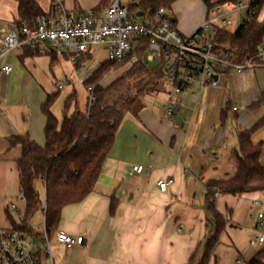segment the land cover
I'll list each match as a JSON object with an SVG mask.
<instances>
[{
    "label": "crops",
    "instance_id": "0c3cea01",
    "mask_svg": "<svg viewBox=\"0 0 264 264\" xmlns=\"http://www.w3.org/2000/svg\"><path fill=\"white\" fill-rule=\"evenodd\" d=\"M114 1L123 6L131 2L109 0L101 16ZM36 2L46 13L58 4L68 14L81 16L102 0ZM207 10L202 0H178L170 12L180 33L189 37L204 24ZM262 12L264 19V8ZM19 20L17 1L0 0V32ZM34 57L15 50L0 59V230L12 228V220L23 217L25 206L19 197L17 167L22 149H9L8 139L28 135L38 145L45 144L41 107L50 94L40 92L30 70ZM6 65L12 67L9 74L2 70ZM217 84L212 88H203L199 81L191 84L172 118L167 110L176 94L170 85L169 97L158 95L161 102L149 101L137 117H125L93 193L62 212L56 233L83 237L84 243L69 249L57 242L55 233L50 240L52 257L42 254L41 264L189 263L213 227L205 209L206 186L232 176L238 132L251 131L252 142L264 144V101L253 107L264 93V68L233 70L220 76ZM230 106L237 110L228 111ZM137 165L144 166L140 174L133 173ZM169 178L174 184L162 192L157 183ZM260 195L250 194L259 202L252 205L264 210ZM220 199L222 194L216 206ZM12 204L17 213L11 211ZM42 217V229H35L31 221L37 232L45 229L43 213Z\"/></svg>",
    "mask_w": 264,
    "mask_h": 264
},
{
    "label": "trees",
    "instance_id": "16d2710c",
    "mask_svg": "<svg viewBox=\"0 0 264 264\" xmlns=\"http://www.w3.org/2000/svg\"><path fill=\"white\" fill-rule=\"evenodd\" d=\"M19 6L20 20L35 28L36 18L46 14L36 0H16ZM178 0H131L127 6L129 15L137 18L143 13L146 20H153L162 7L171 10ZM250 1L257 9L256 16L247 24H241L234 33L227 29H219L214 38V49L217 53H228L233 63H246L254 55L255 46L264 39V19L261 14L264 0H202L207 9L226 2ZM109 0H102L92 12L100 17L108 6ZM110 6V4H109ZM109 8V7H108ZM143 49H139V59L117 66L107 61L86 81L85 86L93 88L96 101L87 105L85 112L76 110L69 112V103L75 101L76 93L66 101L63 118L60 123L54 115L52 107L57 93L47 96L41 107L46 118L45 144L38 145L28 135L12 136L8 139L9 149L21 147L22 155L17 162L20 189L23 191L25 206L23 217L12 220L15 231L40 236L31 225L38 212L44 215L46 232L51 239L56 233L62 212L65 207L84 201L91 193L100 178L104 163L110 155L116 140L117 132L127 115L138 116L144 108V99L163 92L169 84L162 64L157 70H151ZM27 56H39L30 48L23 49ZM67 59L65 55H62ZM51 65L59 61L58 54L51 55ZM127 68V72L110 85L103 83L112 76L105 78L111 70ZM233 69H225L229 73ZM129 82V90L134 96L110 101L112 90L122 81ZM180 86V83L179 85ZM264 101V93L253 107L260 106ZM230 106L228 111L234 110ZM251 131L238 132L239 149L235 152V169L227 180H213L206 186L205 209L212 218L210 234L194 251L188 264H208L209 258L218 242V236L225 229L226 221L218 211L216 201L219 195L229 194L242 196L264 191V166L261 164L263 143L255 145L251 140ZM43 184L46 198L41 199L37 183ZM248 264H264V249L258 252Z\"/></svg>",
    "mask_w": 264,
    "mask_h": 264
},
{
    "label": "built area",
    "instance_id": "2783aa9c",
    "mask_svg": "<svg viewBox=\"0 0 264 264\" xmlns=\"http://www.w3.org/2000/svg\"><path fill=\"white\" fill-rule=\"evenodd\" d=\"M246 15L241 24L247 25L257 14V9L250 1L226 2L212 6L207 10V18L199 30L189 37L183 36L177 29L170 10L160 8L153 20L139 23L129 15L127 6L119 1L110 4L103 16L93 12L81 16L68 14L60 5L52 12L36 18L35 28L27 22L12 23L8 30L0 32V59L15 50L30 48L39 55L51 56L61 53L71 62L78 76L83 72L91 58V49L98 44L108 47L109 62L121 66L129 59L136 63L139 49L143 57L148 54L150 62L159 61L166 73L169 85L174 88L176 98L173 107L167 110L172 118L182 107V92L191 84L200 82L203 88L217 87L214 76L225 75V69L237 73L264 68V39L256 46L253 57L246 63H233L228 53H217L214 49V38L219 29H226L235 14ZM88 70L78 76V83L88 93V104L95 103L93 88L86 87V81L97 71ZM3 72L9 74L11 66H4ZM114 70L105 75L108 78ZM180 83V86H178ZM62 89V85L58 86ZM234 110H237L236 108ZM151 167V165L149 166ZM144 166L137 165L133 173L140 174ZM174 184L173 179L160 180L157 185L166 192ZM25 203L23 191L19 194ZM254 205H259L258 201ZM11 211L18 212L15 204ZM264 215L259 214L262 221ZM263 226V222H261ZM50 238L44 229L43 234H26L13 229L0 230V264H41L42 254L52 257ZM56 240L67 248L84 243L83 237L73 238L65 232H57ZM254 244H263L264 237L253 239Z\"/></svg>",
    "mask_w": 264,
    "mask_h": 264
},
{
    "label": "rangeland",
    "instance_id": "374dc122",
    "mask_svg": "<svg viewBox=\"0 0 264 264\" xmlns=\"http://www.w3.org/2000/svg\"><path fill=\"white\" fill-rule=\"evenodd\" d=\"M219 1L221 0H213V2ZM245 15L246 10L242 14L233 15L234 20L227 25L226 29L231 33L236 32ZM136 21L142 23L149 20L142 17L136 18ZM91 55L92 57L89 59L85 70L78 74L79 77L83 76L85 71L94 70L98 65H102L109 60L107 45L98 44L93 46ZM50 59V56L39 55L31 59L29 66L35 81L39 84L40 92L50 95L58 94L52 111L61 123L66 101L72 94L76 93V99L69 103L70 113H74L76 110L85 112L87 110L89 96L85 88L77 82L78 76L68 59L63 57L61 53L58 54L59 61L54 65H51ZM145 63L148 64L151 70H157L160 66L159 61L150 62L148 60V54L145 57ZM126 72L127 68L125 67L114 71L112 76L103 85H110ZM59 85H62V89L58 88ZM168 85L166 84L165 87L167 91L164 90L154 96H147L144 99V103L149 104V101L159 100L161 102V99H158V95L160 98L169 97L172 92H169ZM129 86L128 80L119 83L110 93L108 97L110 101H119L122 98L134 96V92L129 90ZM37 189L39 190L41 199L45 202L46 193L41 182L37 183ZM257 194H261V198L259 197L260 199L258 200L260 202L262 200L264 207V191L257 192ZM253 202H255V199L250 194L242 196L224 194L223 199L219 200L217 209L224 216L226 226L218 236V242L209 258L208 264H238V260H241L240 264H248V261L256 253L264 249V243H253L254 238L264 237V226H261V222L264 219L262 221L259 219V213L261 212L264 215V210H260L259 207H253ZM42 218V212H38L33 217V226L35 229L43 228Z\"/></svg>",
    "mask_w": 264,
    "mask_h": 264
},
{
    "label": "water",
    "instance_id": "95a60500",
    "mask_svg": "<svg viewBox=\"0 0 264 264\" xmlns=\"http://www.w3.org/2000/svg\"><path fill=\"white\" fill-rule=\"evenodd\" d=\"M136 17L137 18H142L143 17V13H138ZM218 80H219V77L217 75H215L214 76V81L215 82H218Z\"/></svg>",
    "mask_w": 264,
    "mask_h": 264
}]
</instances>
